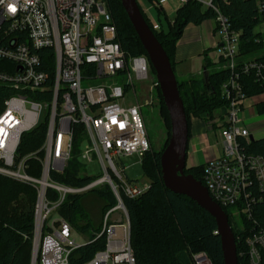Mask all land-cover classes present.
<instances>
[{"label":"built area","instance_id":"1","mask_svg":"<svg viewBox=\"0 0 264 264\" xmlns=\"http://www.w3.org/2000/svg\"><path fill=\"white\" fill-rule=\"evenodd\" d=\"M192 2L213 14L218 62L228 73L220 87L225 101L217 127L221 155L203 165V186L213 203L229 210L240 233L246 231L242 218L248 222L245 258L260 264L264 227L253 214L264 204V158L247 150L251 135L239 123L247 99L242 79L250 77L264 88V0H254L259 17L252 41L262 48L259 58L241 55V33L220 8L229 0H177V8ZM115 39L113 18L102 0H0V87L6 93L0 108V176L35 190L30 264H68L72 250L85 241H75L58 209L67 196L104 185L116 205L103 214L96 235H104V249L85 264H134L121 197L137 199L149 184L126 182L114 161L134 156L141 162L150 150L140 106L126 105V84L146 79L150 65L145 55H126ZM38 126H44L40 147L20 154L23 136ZM78 134L79 162L97 161L102 176L72 187L52 177L73 158ZM31 160L40 166L37 177L28 173ZM113 213L118 219L110 220ZM190 260L212 264L204 252Z\"/></svg>","mask_w":264,"mask_h":264},{"label":"trees","instance_id":"2","mask_svg":"<svg viewBox=\"0 0 264 264\" xmlns=\"http://www.w3.org/2000/svg\"><path fill=\"white\" fill-rule=\"evenodd\" d=\"M110 12L116 28V39L123 52L128 56L145 55V52L132 29L119 0H102ZM162 11L157 0H145ZM137 2V0H136ZM140 12L153 35L174 67L175 45L184 28L189 24L198 25L204 19H212L213 14L200 4L192 2L176 9L172 21H168L167 31L155 32L150 26L144 12ZM221 12L231 23V28L241 33V55L248 58H259L262 48L252 41L257 31L258 12L254 0H229L221 5ZM213 63L206 59L203 63L206 77L177 81L178 92L188 124L190 138V118L212 120L214 113L225 108L221 96V84L228 78L225 70L208 72ZM152 71V69H150ZM245 94L248 97L259 95L264 88L250 77L242 79ZM0 87V106L6 97ZM257 114H264V100L255 104ZM44 137V126L23 136L19 148L20 154L38 150ZM247 150L264 158V137L254 140ZM76 154V155H75ZM78 152L73 151V158L62 174L56 175L54 181L60 184L82 187L95 180L83 175V166L78 160ZM160 154L150 150L144 155L140 164L147 175L149 188L139 198L129 200L121 197L129 222V239L134 264H192L191 255L204 252L212 264H223L220 239L215 234L214 219L200 209L190 199L173 194L164 187L160 174ZM28 173L37 177L40 166L37 161H29ZM184 173L191 175L203 185V165L185 168ZM91 192L96 198L94 207L84 208L79 197L67 196L58 209L59 215L70 224L72 229L87 240L77 249L72 250L68 264H85L96 252L105 247V237L96 235L101 232L102 215L116 205V201L106 186ZM35 190L27 185L11 181L0 176V264H29L32 248L33 206ZM95 204V203H94ZM228 219L234 236L237 264H249L245 258L244 238L249 235L250 226L242 218L241 224L246 231L240 233L230 220L228 209H222ZM264 227V204L255 207L253 214ZM241 235L240 239L237 236ZM260 264H264V254Z\"/></svg>","mask_w":264,"mask_h":264},{"label":"rangeland","instance_id":"3","mask_svg":"<svg viewBox=\"0 0 264 264\" xmlns=\"http://www.w3.org/2000/svg\"><path fill=\"white\" fill-rule=\"evenodd\" d=\"M141 10L143 12L149 13L146 17L149 20L150 26L155 32L167 31L168 21H172L177 9V0H157L162 11L158 13L153 5L146 2L145 0H137ZM201 27H206L208 33L206 37L209 41V50L206 51V59L213 63L207 71H216L220 69L219 51L216 49L214 44V39L210 31L214 29L213 19H204L203 22L199 23ZM258 31V27L255 28ZM175 45V48L177 46ZM205 61V57L202 55L198 59L187 60L183 62L174 63L173 73L176 81H182L185 79L196 80L202 76V67ZM151 69V68H150ZM153 71L149 70L146 79L141 82H135L131 84H126V94L127 102L126 105L131 107L133 105L140 106V117L143 122L148 141L151 146V150L154 153H159L160 155L166 148L169 137H170V127L167 111L163 105L161 95L157 86H155L156 79ZM125 77H122L120 81H123ZM85 86L86 83L84 82ZM153 86V87H152ZM264 100V92L259 95H253L248 97L244 102V108L240 114L239 126H244L247 131L253 136L255 140L264 137V114L259 115L255 110V104ZM1 108V106H0ZM223 111L218 110L214 113L212 120L205 121L197 118H190V134L191 126L198 124V140H195L192 148L196 154V160L198 165L203 163V152L204 144L202 136L207 138L208 149L205 152L208 157L215 159L220 157L221 141L219 138L218 126L220 123V118L222 117ZM199 121V123L197 122ZM200 125V126H199ZM215 125V126H214ZM214 126V127H213ZM200 134V135H198ZM82 136L78 134L76 139V151L78 152L77 145L82 141ZM76 155V154H75ZM78 157V156H77ZM114 165L117 170L121 173L122 179L126 182L134 183H148L147 175L142 167L141 162L136 157H127L120 160H115ZM125 170L122 171V168ZM83 172L85 176L91 177L93 179L102 176V172L99 170L97 161H93L91 164L83 166ZM2 177V176H1ZM10 180V179H9ZM12 181V180H11ZM24 185V184H23ZM29 186V185H27ZM106 186V185H104ZM103 186V187H104ZM31 187V186H29ZM107 187V186H106ZM32 188V187H31ZM102 190V186L98 187L96 191ZM80 202H82L84 208L94 207L96 205V198L93 192H87L79 197ZM95 203V204H94ZM118 213H113L110 216V220L118 219ZM103 216V215H102ZM231 220V218H230ZM232 221V220H231ZM102 223V222H101ZM102 228V226H101ZM75 232V231H74ZM76 233V232H75ZM75 241L81 243L87 240L86 236L76 233L74 236ZM31 262V254L29 259V264Z\"/></svg>","mask_w":264,"mask_h":264},{"label":"water","instance_id":"4","mask_svg":"<svg viewBox=\"0 0 264 264\" xmlns=\"http://www.w3.org/2000/svg\"><path fill=\"white\" fill-rule=\"evenodd\" d=\"M119 2L145 52L148 65L155 74L154 79L168 115L170 137L159 162L162 183L167 191L190 199L214 219L215 234L220 239L223 264H237L234 236L226 214L213 203L206 188L199 181L184 173L188 124L171 63L145 22L136 0H119ZM203 76L206 77L205 72ZM250 139L255 140L252 136Z\"/></svg>","mask_w":264,"mask_h":264},{"label":"crops","instance_id":"5","mask_svg":"<svg viewBox=\"0 0 264 264\" xmlns=\"http://www.w3.org/2000/svg\"><path fill=\"white\" fill-rule=\"evenodd\" d=\"M209 32H211L213 39H214V44L216 45L214 29L212 31L209 30ZM206 33H208V29L206 27L204 28V27H201L200 25H194V24L187 25L184 28L181 36L179 37L177 41L178 43L175 48L174 62L175 60L177 62H183L187 60L198 59L202 55L205 57L206 51L210 49L209 41L206 37ZM204 72H205V69L204 67H202V76L204 75ZM185 80H188V79H185ZM185 80H182V81H185ZM197 122L199 123V121ZM197 131H198V124L192 125L190 138L188 140V144L186 147L187 154H186V159L184 161L185 168H193V167L198 166L197 161H195L196 154L192 148V145L194 144L195 140H198ZM202 138H203V144L205 146H204V152H203L204 160L201 165H204L211 158L208 157L207 154L205 153L207 149L209 148L207 138L205 136L204 137L202 136ZM220 155H221V150H220Z\"/></svg>","mask_w":264,"mask_h":264}]
</instances>
